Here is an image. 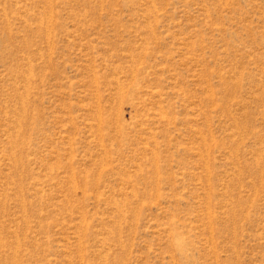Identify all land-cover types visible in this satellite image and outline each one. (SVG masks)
Listing matches in <instances>:
<instances>
[{
    "label": "rangeland",
    "instance_id": "rangeland-1",
    "mask_svg": "<svg viewBox=\"0 0 264 264\" xmlns=\"http://www.w3.org/2000/svg\"><path fill=\"white\" fill-rule=\"evenodd\" d=\"M0 264H264V0H0Z\"/></svg>",
    "mask_w": 264,
    "mask_h": 264
}]
</instances>
